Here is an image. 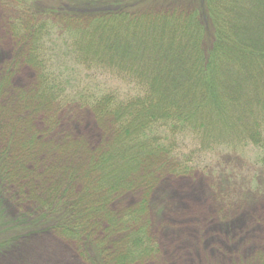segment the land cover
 <instances>
[{"label":"trees","instance_id":"1","mask_svg":"<svg viewBox=\"0 0 264 264\" xmlns=\"http://www.w3.org/2000/svg\"><path fill=\"white\" fill-rule=\"evenodd\" d=\"M0 3L17 60L36 74L31 92L10 94L0 73V200L12 188L32 205L18 220L27 236L75 241L89 264H144L158 255L160 177L250 150L264 172V0ZM74 106L106 129L99 148L58 135V113Z\"/></svg>","mask_w":264,"mask_h":264},{"label":"rangeland","instance_id":"2","mask_svg":"<svg viewBox=\"0 0 264 264\" xmlns=\"http://www.w3.org/2000/svg\"><path fill=\"white\" fill-rule=\"evenodd\" d=\"M7 10L0 3V73H9L10 94L31 92L36 74L16 58V45L6 23ZM56 122L59 136L84 140L90 150L99 148L107 136L91 110L83 107L61 110ZM35 125L41 126L40 122ZM257 157L253 150L224 154L218 165L219 159L204 161L212 164L208 170L160 177L149 196L151 233L158 255L144 264H244L257 254L264 264V172L253 163ZM146 195L119 201L113 209L131 207ZM6 196L0 200V264H89L81 258L75 241L51 231L27 236L30 232L20 229L18 220L32 215V205L13 199L12 188L7 189ZM226 224L231 225L230 232ZM37 225L49 227L39 220Z\"/></svg>","mask_w":264,"mask_h":264}]
</instances>
